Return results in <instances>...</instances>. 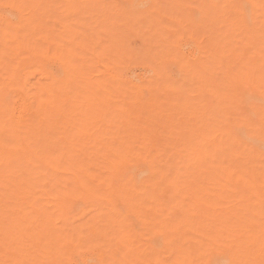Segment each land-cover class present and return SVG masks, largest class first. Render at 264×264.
<instances>
[{
	"label": "bare ground",
	"instance_id": "obj_1",
	"mask_svg": "<svg viewBox=\"0 0 264 264\" xmlns=\"http://www.w3.org/2000/svg\"><path fill=\"white\" fill-rule=\"evenodd\" d=\"M264 264V0H0V264Z\"/></svg>",
	"mask_w": 264,
	"mask_h": 264
},
{
	"label": "snow or ice",
	"instance_id": "obj_2",
	"mask_svg": "<svg viewBox=\"0 0 264 264\" xmlns=\"http://www.w3.org/2000/svg\"><path fill=\"white\" fill-rule=\"evenodd\" d=\"M225 264H230V262H227V261H226Z\"/></svg>",
	"mask_w": 264,
	"mask_h": 264
}]
</instances>
